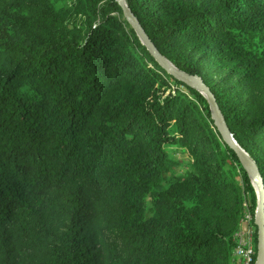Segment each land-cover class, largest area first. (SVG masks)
Returning a JSON list of instances; mask_svg holds the SVG:
<instances>
[{"label": "trees", "instance_id": "obj_1", "mask_svg": "<svg viewBox=\"0 0 264 264\" xmlns=\"http://www.w3.org/2000/svg\"><path fill=\"white\" fill-rule=\"evenodd\" d=\"M125 1L264 181V0ZM258 203L116 0H0V264H240Z\"/></svg>", "mask_w": 264, "mask_h": 264}, {"label": "water", "instance_id": "obj_2", "mask_svg": "<svg viewBox=\"0 0 264 264\" xmlns=\"http://www.w3.org/2000/svg\"><path fill=\"white\" fill-rule=\"evenodd\" d=\"M123 9L125 19L130 23L136 31L138 37L143 44L148 48L151 55L159 62V64L177 81L193 88L203 94L210 105V109L223 141L237 154L242 166L248 173L253 186L255 187L258 197L259 205L256 210L255 225L258 228V244H257V260L256 264H264V181L260 174L259 168L251 157L239 146L237 141L231 135L223 113L218 105V102L211 92L210 88L204 83L200 76L191 75L179 70L169 60H167L157 50L146 32L142 28L140 22L129 9L125 0H116Z\"/></svg>", "mask_w": 264, "mask_h": 264}, {"label": "built area", "instance_id": "obj_3", "mask_svg": "<svg viewBox=\"0 0 264 264\" xmlns=\"http://www.w3.org/2000/svg\"><path fill=\"white\" fill-rule=\"evenodd\" d=\"M255 216L253 217L252 214L247 211L242 220L241 229L236 235L237 245L234 254L240 264H252L256 254V228L253 224L255 222Z\"/></svg>", "mask_w": 264, "mask_h": 264}, {"label": "rangeland", "instance_id": "obj_4", "mask_svg": "<svg viewBox=\"0 0 264 264\" xmlns=\"http://www.w3.org/2000/svg\"><path fill=\"white\" fill-rule=\"evenodd\" d=\"M211 76L214 78V79H216V80H219V79H221V75L220 74H218V73H212L211 74ZM177 157H180V155H177ZM234 264H238V262L236 261V262H234Z\"/></svg>", "mask_w": 264, "mask_h": 264}]
</instances>
